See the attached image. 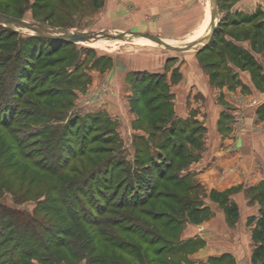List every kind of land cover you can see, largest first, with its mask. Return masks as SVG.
Instances as JSON below:
<instances>
[{
  "label": "rangeland",
  "instance_id": "1",
  "mask_svg": "<svg viewBox=\"0 0 264 264\" xmlns=\"http://www.w3.org/2000/svg\"><path fill=\"white\" fill-rule=\"evenodd\" d=\"M217 1L214 29L218 32L205 43L176 51L129 32L155 34L171 45L198 40L210 30L212 0H0V12L51 28L126 32L122 39L94 37L105 42L101 46L89 39L66 43L54 54L49 50H30L28 54L22 50L37 38L27 44L25 40L38 34L0 20V55L10 53L12 47V55L18 46L23 48L20 52L30 64L25 72L29 74L26 84L32 85L17 101L10 102L13 114L8 116L7 125L0 124V222L13 226V232L6 224L0 226V264L12 262L9 239L21 231L37 241L32 250L36 249L40 258L26 259L31 264H98L99 258L105 264L121 260L128 264H178L183 247L180 232L176 233L181 225L183 228L192 221L189 209L201 207L206 195L204 189L196 187L189 165L202 152L204 132L194 104L206 106L208 100L192 94L190 83L173 88L178 71L173 68L175 77L170 76L172 65L178 60L180 66L195 60L200 65L193 71L198 74L203 75L206 69L222 82L241 75L248 83H243L245 94L253 93L256 87L264 91V0ZM8 29L14 33L10 38ZM47 47L56 48V44L51 41ZM53 59L56 61L51 66ZM251 60L260 65L258 71L248 65ZM6 82L0 85V95L4 91L10 98L12 82L5 86ZM176 98L189 115L175 114ZM246 101L259 108L264 95ZM172 125L183 126L191 140L185 144V157L173 159L183 186L173 195L169 192L171 182L159 180L157 199L159 195L166 206L157 205L154 199L141 206L152 212L116 204L124 194L133 197L130 187L124 190L121 185L125 179L135 190L143 187V180L154 181L147 172L149 166H145L149 165L145 162L148 158L166 160L173 155L168 153L171 146H162ZM99 147L106 151L90 155L95 158L88 163H79L89 155L79 158L77 154ZM105 158L111 167L106 179L105 175L98 178L104 184L93 199L99 211L92 212L86 201L92 190L90 184L79 181V175L70 169L86 175ZM140 193L145 195L143 190ZM75 196L89 213L82 214L81 210L80 216H73L70 210L75 212L79 207ZM256 198L259 212L248 219L251 232L260 210H264V178L253 195V200ZM183 203L188 206L182 207ZM153 211L158 212L156 218ZM166 221L173 222L171 239L149 244ZM120 236L136 245L124 244L123 252H114L115 239ZM159 247L164 248L161 253Z\"/></svg>",
  "mask_w": 264,
  "mask_h": 264
},
{
  "label": "crops",
  "instance_id": "2",
  "mask_svg": "<svg viewBox=\"0 0 264 264\" xmlns=\"http://www.w3.org/2000/svg\"><path fill=\"white\" fill-rule=\"evenodd\" d=\"M195 62L180 66L178 60L170 72L175 77L173 68L178 71L173 88L190 83L192 94L208 100L206 106L194 104L204 132L202 152L189 165L196 187L206 193L201 205L205 214L184 224L179 234L183 253L178 264H257L252 257L248 219L258 215L259 204L253 195L264 178V110L246 100L264 95V91L256 87L252 95L245 94L243 83H248L241 75L222 82L206 69L203 75L193 71L200 65ZM180 103L174 99L175 114L189 115Z\"/></svg>",
  "mask_w": 264,
  "mask_h": 264
},
{
  "label": "trees",
  "instance_id": "3",
  "mask_svg": "<svg viewBox=\"0 0 264 264\" xmlns=\"http://www.w3.org/2000/svg\"><path fill=\"white\" fill-rule=\"evenodd\" d=\"M215 31H217L216 29H214L213 35H215ZM8 35L7 38H10L11 35H13L14 33L12 32L11 29H8ZM218 32V31H217ZM37 38V40H36ZM264 38V36H263ZM35 39L36 41H31L32 44H28V46L22 50L19 46L17 47V49H15V51L13 50V55H12V48H11V52L10 53H6L3 55H0V85L2 86L5 83V86H7L8 84L11 85L12 82V88L11 89V94H10V98L9 95H5L4 91H2L1 95H0V124L2 125H7L8 124V120H9V115L11 116L13 114L12 110V105H11V101H17V98H19L21 96V94L23 92H25L26 90H30L29 88L32 87V85L30 87L27 86L26 82H28V76L29 74L25 73L26 69L28 70L30 64L26 61L25 62V57L23 56L22 52H28V54H30V50L32 51V53H36L37 51H45V50H49V52H51V54H54L56 51H58L60 49V47L62 45H65L66 43H70L71 41L68 40H61V39H57V38H53L50 36H45V35H29L25 42L27 44L28 40H32ZM264 40V39H262ZM53 41L54 44H56V48H52V49H48L47 45ZM12 44V43H10ZM39 44V45H38ZM59 44V45H58ZM58 45V46H57ZM13 46V44L11 45ZM43 46V47H42ZM22 50V52H20ZM54 60V59H53ZM55 61H52L51 66H54ZM252 69H254L255 71H258V69H260V65H258L256 63V61L251 60L249 62V64ZM10 67V69H9ZM9 69V71H8ZM21 76V77H18ZM7 78H10V80L8 81ZM5 79H7L5 81ZM45 81V80H44ZM43 81V82H44ZM22 89V90H20ZM6 97V99H5ZM3 98V99H2ZM2 99V100H1ZM4 100V101H3ZM153 106L152 104L149 105V107ZM153 108V107H151ZM264 110V103L260 105L259 107V111H263ZM147 113H145L146 115ZM189 136L185 134L184 132V127L183 126H175L172 125L167 133V136L162 144L163 148H166L167 146H171V150L170 152H168L169 154H173L172 156H170L169 159H159L156 160L153 157L148 158L145 162H148L149 165H145V166H149V168L147 169V172L151 174V176H153L155 179L154 181L152 180H148L149 183H145L143 180V187H137L135 190V188L131 185V183L127 182V179H125L121 185H123V189L124 190H128V188L130 187V191L133 194V197L130 198H126L124 197V195H122L121 199L116 203H120L121 206L123 207H129L132 210H136L137 208H141V210L144 207L141 206H145L148 203H150L149 200L154 199L157 203V205H161V206H166V204H164L160 199L159 195H158V199H157V187L159 186L161 181H166V182H171V188H170V193H172L173 195L175 193H173V191L175 189H178V187L183 186L184 181L180 180L177 178V172L174 169V162L173 159L176 156L177 158H181V157H185V153H184V149H185V144L187 143H191L190 138H188ZM105 148V146H104ZM84 151V152H83ZM82 152H80V154H77V156L83 157L84 154L88 153V155H92V154H98V156L100 154H102L103 152H105L106 150L103 149L102 147L99 148H89L87 151L83 150ZM87 157V158H83L81 161H79V163H88L90 160H93V158L95 157ZM189 157V154L187 153L186 158ZM97 158V157H96ZM147 164V163H145ZM61 165V164H60ZM111 164L108 158H105L102 163L99 166H96L95 168V173L94 172H89L86 175L81 174L82 171H77L75 168L70 169L71 173H76L77 175H79L78 180L81 182H86L87 184H90L92 190L89 193V195H87L86 197V201L88 203H90V211L93 212V210H97L99 211V207L96 204V201L94 202L93 199L96 197L94 194H98L100 191L101 192V186L104 184L102 183L98 178H100V176L105 175V177H103L104 179H106V175L108 174V171L110 170ZM122 170V169H121ZM69 170H67V172H70ZM123 172V171H122ZM97 173V175H95ZM97 178V179H96ZM111 180L112 182L116 181L115 177H113V175H111ZM182 181V182H181ZM139 182H142L141 179H139ZM118 182L116 181V184ZM76 184V183H74ZM145 186V187H144ZM120 187V186H119ZM119 187L114 191V195H118V190ZM193 187V186H192ZM190 188V187H189ZM123 190V193H124ZM143 190V194L145 195H141L142 193H140V191ZM153 192H155V194H153ZM167 192V193H169ZM100 194V193H99ZM103 194V193H101ZM80 195H85V193H80ZM156 195V196H155ZM95 196V197H94ZM115 196H113V198H115ZM157 199V200H156ZM75 202L78 204L79 207H76V211L73 212L72 210H70V212H72L74 217H78L80 216L81 210L83 211L82 214L85 213H89L88 209H84V207L80 206V202L78 200H80V198L78 196L74 197ZM184 204V203H183ZM183 206H188V204H184ZM231 209V208H230ZM228 208V210H230ZM143 210H149V212H152L151 209H143ZM141 211L143 213H145L144 211ZM190 214H188V216L190 217V219L192 221H197L199 219H201L204 214H205V209H203V207H198L195 206L191 207V209H189ZM155 213L154 218H156V216H158V212L157 211H153ZM160 213L162 214V212L160 211ZM164 216V215H162ZM157 220V219H156ZM155 220V221H156ZM6 221H2L0 222V226H3ZM173 222L169 221V222H164L162 224V226L160 227V230L158 233H156V235L154 236L153 239L149 240V244H153L154 242H157L161 239L164 240H170L171 237H169V233L171 231H173V227H172ZM7 227H9L10 232H13V226L11 223L6 224ZM182 229V225L179 228L178 232L176 234H178L179 232H181ZM127 231V229H125ZM127 233H130L127 231ZM131 234V233H130ZM133 235V234H132ZM25 231L22 233L19 232L16 235H12V237H10V241L12 242L11 244V251H10V260L9 262L11 263H7V264H31L29 261H27L26 259H28L29 257L33 256L35 258H40V255L37 253L35 248L37 245V241L35 238H33L32 236H28L25 237ZM135 236V235H133ZM136 237V236H135ZM138 238L142 239V236H137ZM120 239V241H118ZM116 241V245L114 244L115 248H114V252H116V249L121 250V252H123L125 250V247L127 246V244H132V245H136V242L134 241H129L127 239H125L124 236H120V237H116L115 239ZM173 241V240H171ZM126 246H125V245ZM252 244H253V251H252V257L253 260L257 263V264H264V210H260V214L259 216L256 218V224L255 227L253 229L252 232ZM129 246V245H128ZM132 249H135L136 247L131 246ZM32 250V251H31ZM164 250V248L162 249V247H159L158 251H160L159 253H161ZM4 252V251H3ZM3 254L0 252V257ZM128 255V252H127ZM23 259H25L23 261ZM100 261L98 262V264H105L103 263V261L101 260V258H99ZM98 259V260H99ZM154 258L152 257V260ZM179 263V261H177ZM109 264H128L126 261L121 260L120 262L118 261H112L109 262ZM159 264V262H158Z\"/></svg>",
  "mask_w": 264,
  "mask_h": 264
},
{
  "label": "water",
  "instance_id": "4",
  "mask_svg": "<svg viewBox=\"0 0 264 264\" xmlns=\"http://www.w3.org/2000/svg\"><path fill=\"white\" fill-rule=\"evenodd\" d=\"M218 4L217 0H212V8H211V23H210V30L208 33L194 41H189L186 43H183L181 45H171L167 43L164 39H162L160 36L147 33V32H139V31H130L129 33L132 35H138V36H144L147 37L158 44L163 45L164 47L171 49V50H184L187 49L197 43H205L212 35L214 27L216 25V6ZM0 20L8 25L11 24H16L20 27H24L27 29H30L34 32H36L39 35H45V36H50L53 38L61 39V40H68L71 42H79V41H85L92 39L96 36H104V37H109V38H115V39H122L125 37L126 32L118 33V34H112V33H104V32H97V33H92V32H69L64 28H51L47 25L41 24V23H35V22H29L25 19L12 16L6 13L0 12Z\"/></svg>",
  "mask_w": 264,
  "mask_h": 264
},
{
  "label": "bare ground",
  "instance_id": "5",
  "mask_svg": "<svg viewBox=\"0 0 264 264\" xmlns=\"http://www.w3.org/2000/svg\"><path fill=\"white\" fill-rule=\"evenodd\" d=\"M129 35H132V34L129 33ZM195 35H196V34H195ZM141 37L146 38V39H148V40H150V41H153V40H151V39H149V38H147V37H144V36H141ZM94 39H97V38H92V39H91V41L93 40V44L95 43V44L101 46L103 43H105V42H102L100 39H98V40H94Z\"/></svg>",
  "mask_w": 264,
  "mask_h": 264
}]
</instances>
